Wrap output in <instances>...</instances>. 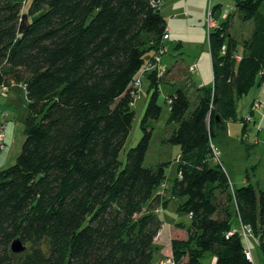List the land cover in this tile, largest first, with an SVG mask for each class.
Returning a JSON list of instances; mask_svg holds the SVG:
<instances>
[{"label":"trees","instance_id":"trees-1","mask_svg":"<svg viewBox=\"0 0 264 264\" xmlns=\"http://www.w3.org/2000/svg\"><path fill=\"white\" fill-rule=\"evenodd\" d=\"M156 1L0 0V91L21 83L28 101L22 150L0 169V264H166L155 251L168 200L156 191L170 162L145 163L164 80L148 64L169 40ZM234 2L219 22L211 9L213 85L194 102L184 87L168 98L162 140L181 150L172 194L192 219L172 226L184 234L171 239L176 264H203L207 251L215 264H254L248 232L264 252V188L249 177L234 187L212 163L217 125L237 119L238 99L264 78V0ZM237 17L252 23L242 39L230 33ZM143 78V135L125 149ZM16 238L25 251L13 252Z\"/></svg>","mask_w":264,"mask_h":264},{"label":"rangeland","instance_id":"rangeland-1","mask_svg":"<svg viewBox=\"0 0 264 264\" xmlns=\"http://www.w3.org/2000/svg\"><path fill=\"white\" fill-rule=\"evenodd\" d=\"M163 1L167 2L164 14L168 27L170 25L173 31L171 39L166 41L168 50L162 56V61L168 65L169 69L174 68L179 78H176L178 80L175 82L171 77H167L166 80L160 82L159 103L163 106V111L160 118L154 123L155 131L145 161L146 165L170 162L166 169L167 178L164 186L156 191V193L163 192L168 200L166 206L160 205L159 207V217L163 220V224L158 237L157 247L159 249L155 251V259L160 262L164 258L174 255L170 228L177 223L189 226L192 221L186 212L178 211L179 201L172 194L173 181L178 176L177 160L181 150L178 145L166 144L162 140L171 130V126L166 128L170 114L168 98L175 93L177 88L184 87L189 89L193 101L201 86L213 85L211 48L208 37L209 25L207 24L209 10L220 6L221 10L216 17L219 22L223 20V13L232 12L235 6L234 0H188L186 3L188 5L184 4L186 0H176L174 3L176 6L172 10L168 5L170 0ZM251 29L250 21H241L237 17L231 22L230 33L239 35L242 39L243 36H248L251 33ZM178 42H181L182 46L177 47ZM241 51L242 47H240ZM191 65L197 66L194 72L188 71ZM191 84V88L196 89L195 92L190 90ZM14 86L16 87H11L12 92L10 91L7 96L0 91V131L4 133L1 140L3 149L0 152V169L16 162L17 156L22 150V143L26 138L24 118L27 115V92L21 84ZM149 86L147 79L143 78V86L140 87L141 97H136L131 104L136 115L125 149L135 146L143 135L141 122L145 106L150 99ZM237 103L238 118L227 121L224 129L217 125V133L213 137V142L218 154L214 156L212 163L220 162L224 170L227 171L230 182L236 187L241 186L242 180L249 177L248 181L259 188H264V81L261 85L256 84L250 88L249 92L241 96ZM249 117H251L249 121L243 120ZM244 124L247 125L245 131ZM235 227L239 228L240 224L235 223ZM173 231L174 236L184 235L179 229L173 228ZM244 237H246L247 249L253 252V261L257 264L263 262L264 252L258 244L255 246L256 240L249 237V232ZM202 262L203 264H215L216 257L212 251H207Z\"/></svg>","mask_w":264,"mask_h":264},{"label":"built area","instance_id":"built-area-1","mask_svg":"<svg viewBox=\"0 0 264 264\" xmlns=\"http://www.w3.org/2000/svg\"><path fill=\"white\" fill-rule=\"evenodd\" d=\"M159 3H161V0L155 2V4H159ZM209 14L210 15L207 19V24L209 25V27L216 26V20L211 14V9L209 10ZM165 37H168V34H165ZM223 47L224 49H226L225 45ZM164 52H167L166 47L162 49L160 53L156 54L155 58L152 61H149V64H148V70L153 71V72L155 71L156 73L159 74L160 77H164L167 71L169 70L168 65L166 63L164 64L162 61V56L164 55ZM196 67L197 66H190L188 70L190 72H194ZM262 73L264 74V71H262ZM138 84H139V81L135 82V85L138 86ZM3 90H4V94L8 92L7 87H3ZM3 135L4 133L0 131V143L2 142L1 140L3 139ZM213 149H214V154L217 156L218 153L215 151L216 150L215 145L213 146ZM250 254H251V251L248 252L247 254L248 257ZM161 262L166 263V264H176L173 257H167L163 259Z\"/></svg>","mask_w":264,"mask_h":264},{"label":"crops","instance_id":"crops-1","mask_svg":"<svg viewBox=\"0 0 264 264\" xmlns=\"http://www.w3.org/2000/svg\"><path fill=\"white\" fill-rule=\"evenodd\" d=\"M176 2V0H170V2H168V5H170L171 6V9L173 10V8H175V6H176V4H174ZM188 2V0H186V2L184 3V4H186ZM162 6H161V13L163 14V16H165V8L167 7V2H165V1H163L162 0ZM166 4V5H165ZM186 5H188V4H186ZM226 15H227V13H224L223 14V19L226 17ZM167 27H168V22H167ZM168 31H169V39H171V33H172V31H173V28L169 25V27H168ZM248 35V34H247ZM166 44H167V42H166ZM182 46V45H181ZM166 48H167V50H168V46L166 45ZM210 59H211V57H210ZM192 66V65H191ZM189 71V70H188ZM169 78V77H171L175 82L178 80V79H176V78H179L178 77V73L176 74V72H175V69L174 68H172V69H169V71H168V73L165 75V78H164V80H166V78ZM263 81H264V78H263ZM15 84H18V83H14L13 82V84L11 85V87L13 88V87H16V86H14ZM21 83H19V85H20ZM262 84V83H261ZM22 85V84H21ZM23 86V85H22ZM191 86H192V84L189 86V88H190V90L192 91V92H195L196 91V89H192L191 88ZM24 87V86H23ZM10 91L12 92V90H11V88H10ZM10 93V92H9ZM197 94H198V92H197ZM246 182H248L247 181V179H243L242 180V183H246ZM233 185V184H232ZM234 187H235V184L233 185ZM171 229V239H172V237L174 236V231H173V227L172 228H170ZM249 237H253L256 241L254 242V244H255V246L258 244L259 245V240H258V238L257 237H255L253 234H249ZM158 241V240H157ZM251 254H252V260H253V258H254V256H253V252H252V250H251ZM165 259V258H164ZM254 264H257L255 261H254ZM258 264H264V261L262 262L261 261V263H258Z\"/></svg>","mask_w":264,"mask_h":264},{"label":"water","instance_id":"water-1","mask_svg":"<svg viewBox=\"0 0 264 264\" xmlns=\"http://www.w3.org/2000/svg\"><path fill=\"white\" fill-rule=\"evenodd\" d=\"M26 18H27V14L24 15V19H26ZM217 122H218V124L222 122L219 116H217ZM11 248H12L14 253L15 252L21 253L27 249V247L24 245V243L22 242V240L20 238H16L12 242Z\"/></svg>","mask_w":264,"mask_h":264},{"label":"bare ground","instance_id":"bare-ground-1","mask_svg":"<svg viewBox=\"0 0 264 264\" xmlns=\"http://www.w3.org/2000/svg\"><path fill=\"white\" fill-rule=\"evenodd\" d=\"M248 235V234H247ZM249 252V251H248ZM248 252H247V254H248ZM247 258L249 259V260H252V254H250L249 255V257H248V255H247Z\"/></svg>","mask_w":264,"mask_h":264},{"label":"clouds","instance_id":"clouds-1","mask_svg":"<svg viewBox=\"0 0 264 264\" xmlns=\"http://www.w3.org/2000/svg\"><path fill=\"white\" fill-rule=\"evenodd\" d=\"M168 71H169V70H168ZM168 71H167V73H168ZM167 73H166V74H167ZM166 74H165V75H166ZM164 78H165V76H164Z\"/></svg>","mask_w":264,"mask_h":264}]
</instances>
